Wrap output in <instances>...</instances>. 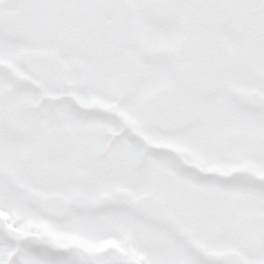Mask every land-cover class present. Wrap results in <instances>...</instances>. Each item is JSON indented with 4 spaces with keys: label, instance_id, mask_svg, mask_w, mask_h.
Returning a JSON list of instances; mask_svg holds the SVG:
<instances>
[{
    "label": "snow or ice",
    "instance_id": "6c2138e0",
    "mask_svg": "<svg viewBox=\"0 0 264 264\" xmlns=\"http://www.w3.org/2000/svg\"><path fill=\"white\" fill-rule=\"evenodd\" d=\"M0 264H264V0H0Z\"/></svg>",
    "mask_w": 264,
    "mask_h": 264
}]
</instances>
